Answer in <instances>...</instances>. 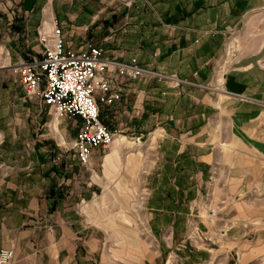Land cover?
<instances>
[{
  "label": "crops",
  "instance_id": "obj_1",
  "mask_svg": "<svg viewBox=\"0 0 264 264\" xmlns=\"http://www.w3.org/2000/svg\"><path fill=\"white\" fill-rule=\"evenodd\" d=\"M52 18L67 48L99 45L157 73L113 76L118 97L100 102L99 115L125 138L95 144L86 162L71 145L69 121L76 133L81 118L49 117L47 103L25 95L10 66L40 55L36 33ZM216 74L218 98L198 87ZM220 117L230 139L264 152V0H0L7 264L169 263L181 202L203 184L187 164L209 162L212 151L201 146ZM149 136L158 151L145 144Z\"/></svg>",
  "mask_w": 264,
  "mask_h": 264
},
{
  "label": "rangeland",
  "instance_id": "obj_2",
  "mask_svg": "<svg viewBox=\"0 0 264 264\" xmlns=\"http://www.w3.org/2000/svg\"><path fill=\"white\" fill-rule=\"evenodd\" d=\"M132 58L144 71L131 76L119 74L116 69H107L112 84L115 74L128 78L157 74L154 68L141 64L136 57L122 61L129 62ZM160 77L166 81L178 80L169 75ZM218 83L216 74L213 84L204 83L198 87L203 92L212 90L215 98H218L217 88H211L218 86ZM112 88H116L114 84ZM115 93V97H118V93ZM112 101L98 99L99 113L100 102ZM49 115L55 117L51 113ZM69 119L65 117V120ZM76 123L69 121L74 137L77 133ZM104 124L108 127V124ZM211 126L212 135L201 146L202 149L212 151L211 158L208 155L209 162L203 160L202 165H197L195 169L191 163L187 164L191 165L187 168L190 173L188 175L198 178L203 184L201 188H189L187 199L181 202L179 227L174 234L172 255L167 264H264V152L251 151L249 146L246 150L239 145L238 139H230L222 117L216 118ZM110 129L114 131V139L120 137L124 140L121 131ZM150 139L151 136L145 144L150 145L153 152L158 151L159 146L151 143ZM73 149L75 152V147ZM145 194L147 192H141V199Z\"/></svg>",
  "mask_w": 264,
  "mask_h": 264
},
{
  "label": "built area",
  "instance_id": "obj_3",
  "mask_svg": "<svg viewBox=\"0 0 264 264\" xmlns=\"http://www.w3.org/2000/svg\"><path fill=\"white\" fill-rule=\"evenodd\" d=\"M49 25L37 30L40 55L18 60L10 66L18 74L25 95H39L52 115L81 118L72 146L78 159L86 162L95 144L107 145L114 139V131L100 119L98 106V99L110 102L116 96L107 69L136 76L144 68L135 58L120 62L105 56L99 45L67 48L55 18ZM12 255V247H1L0 264H7Z\"/></svg>",
  "mask_w": 264,
  "mask_h": 264
}]
</instances>
